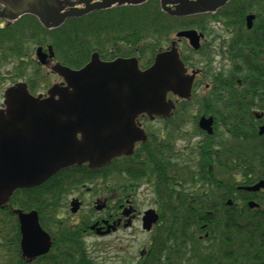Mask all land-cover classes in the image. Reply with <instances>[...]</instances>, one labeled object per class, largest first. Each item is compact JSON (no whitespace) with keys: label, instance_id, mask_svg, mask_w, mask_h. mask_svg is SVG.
Segmentation results:
<instances>
[{"label":"flooded vegetation","instance_id":"obj_1","mask_svg":"<svg viewBox=\"0 0 264 264\" xmlns=\"http://www.w3.org/2000/svg\"><path fill=\"white\" fill-rule=\"evenodd\" d=\"M73 1L76 2L75 5L77 7L83 5L78 3L80 0ZM234 5L236 10L242 8L243 19L239 20L237 24L234 21L226 20L221 14L217 13L218 21L210 20L203 27L198 28L200 32L204 33L200 48L195 50L191 48V45L188 44L189 42L186 39L184 40V37L179 38L178 45L180 46L181 54L186 58L185 63L190 72H196L192 97L187 100L188 103L185 108L187 109V116L190 117V125L193 124L196 118L197 126H199L201 117L213 116L214 121L212 124L214 132L215 128L222 129L223 132L219 136L223 140L225 139L224 132L226 131L227 124L229 126L233 125L237 129L236 133H233V150L235 156L233 163L228 165V168H233L234 172H239L240 175L248 173L247 175L255 179L253 182L255 184L264 179V80L254 78L252 81L254 88L248 90L242 87L243 80L239 76L241 73L245 75L247 72V67L245 66L246 57H249L250 66L254 70L257 69L258 65L264 64V24H257L259 20L263 21V17L261 16L263 9H258V7H262L261 5H264V2L258 3L257 0H239L238 2H234ZM171 6L173 8L174 4ZM219 10L221 9H218L216 12ZM216 12H210L213 14L211 15L212 18L217 16L215 14ZM2 16V6L0 5V22L4 26L9 25L8 20ZM249 16H253L250 27L247 24ZM212 21L216 24L211 25L210 23ZM216 29H220L222 33L218 36L219 47H214L211 43L207 42L211 33ZM174 37L173 40L176 39V33ZM216 51L229 64L227 68H223L222 66L217 71ZM139 62L141 67L145 68L148 66L147 64H149L150 60L139 57ZM27 64V69L32 70V65L30 63ZM231 68H234L236 71V83L235 85L227 86L223 80L224 71ZM258 71L263 72V68H258ZM43 75L46 77L43 78L37 91L38 93H45L50 86L48 83L49 70L46 74L43 73ZM216 78L221 79V84L218 88L215 85ZM61 80L60 78L58 81ZM201 87L204 88L203 95L198 94V90ZM232 91L234 94V104H225L226 95ZM196 105L200 107L199 111H194ZM212 111L213 114H211ZM231 111L232 114L229 113ZM175 112L174 110L171 117L174 116ZM171 117L165 119L156 117L153 120L147 115H141L138 118V122L147 132V141L149 138H152L151 135L153 134L154 146L159 153L162 150L161 142L163 137L161 133H163V129L152 133L148 125L158 120L163 121V125H166V121ZM200 132L205 134L201 129ZM185 133L188 135L189 132L186 130ZM208 136L211 135L209 134ZM146 142L137 143L132 154L120 157L124 159V167L127 170H136L134 167L136 165L144 170L145 163L143 156L146 155L148 159L151 150V144L147 146L142 145ZM257 143H260L261 150L257 148ZM177 145L178 143H172L174 158L179 157V154L183 155L185 153L183 151L185 150H189L187 153L194 150V148L187 146L178 150ZM114 159L110 164L114 162ZM248 160L251 162L249 167L246 164ZM156 161L159 163L156 164V167H158L160 165L159 156L156 157ZM80 167L82 169L89 168L86 164ZM73 171L64 173L63 193L61 194L65 195V197L71 194L72 197L66 203L62 201L57 204V211L49 209L47 206L44 211L47 214L46 219L44 218L45 216H42L44 214L43 211H39L40 223L43 224L44 229L51 237L50 249L45 254L38 255L32 259L24 255L22 249L23 235L16 213L18 209H21L23 212H29L34 209L32 208L34 187L17 189L12 194L8 203L0 207V264H94V259L88 253V249L83 250L80 247L82 237L84 239L89 237L107 239L113 235L133 229L137 224L150 236L144 244L145 248L140 250L139 258L133 264H193V260L197 264H210V261L213 264H224L225 257L235 253V249L226 248V245L233 246L231 242H226V239L222 235L210 234L208 232L210 222L227 221V218L196 217V219H193L191 216L178 217V208L187 205V203L176 200L162 201L159 194H157L161 184L157 179V175L156 179L149 176L131 181L134 186L140 180H144L139 184L140 186L148 183L154 184L153 188L156 191L154 204L147 208H140L137 204L138 202L133 197L134 193H127V191L134 187L127 185L131 180L129 176L126 177V183L122 186L105 184L102 187L101 180L103 176L98 178L97 175H93L90 172V175H93V177L85 181V184L81 187L67 183V177ZM246 182L243 184L247 185ZM175 184L177 186L180 183L175 182ZM45 186V184H41L37 188H45L46 192L42 194V198L47 203V189L49 187ZM83 186L87 187L86 191L82 192L84 196L87 198H91V194L94 196V198L92 196L93 199L89 203L85 198L81 196L74 197V194H72L76 190L84 188ZM241 186V184L236 186L240 190V195L243 198L240 202L238 201L239 208L247 204L250 199L262 205L261 203L264 202V188L253 193L245 189H239ZM99 195H102L103 198ZM75 199H77L76 203L78 206L77 210L73 211L71 203ZM46 203L43 204L45 205ZM91 204L93 207L91 211H85L88 205L90 206ZM60 207H63V212L59 211ZM147 210H152V215H159V218L151 223L150 229L144 225L145 222H148L152 218L147 215ZM67 213L69 216L66 215ZM167 214L170 216H167ZM241 218L237 217L228 220H236L240 223ZM45 220H48L49 225L45 223ZM165 221H172L174 224L173 226H169L164 223ZM178 221L187 224L196 221L195 223L199 222L200 225L199 227H186L187 229L183 230L188 231L180 234L175 232L166 234L170 227L173 230L180 228L176 225ZM54 230H57V232H54ZM194 230L196 232V238H194L195 232H192ZM234 245L236 246V244ZM239 245L242 244L238 243L237 246Z\"/></svg>","mask_w":264,"mask_h":264},{"label":"water","instance_id":"obj_2","mask_svg":"<svg viewBox=\"0 0 264 264\" xmlns=\"http://www.w3.org/2000/svg\"><path fill=\"white\" fill-rule=\"evenodd\" d=\"M80 0L84 8L74 7L70 0H0L3 16L15 20L33 14L48 27L60 26L67 17L81 16L94 9L114 4H141L146 0ZM229 0H161L162 7L172 15H190L214 11ZM175 4L173 9L169 4ZM66 6H70L65 10ZM253 16L248 17V26ZM178 37L189 39L199 48L202 33L195 29L181 30ZM38 47L36 54L42 64L54 57ZM51 70L63 78L53 84L46 95L30 93L25 82H18L5 91L4 107L0 108V206L21 187L41 184L56 172L88 162L101 167L116 156L130 153L136 142L145 141L146 133L137 123L141 114L168 117L175 103L173 93L190 98L195 74H189L180 58L177 41L157 53L154 63L142 70L137 58L119 57L104 61L98 52L80 69L56 62ZM195 73V72H194ZM213 118L202 117L200 125L212 133ZM264 180L246 189L257 191ZM73 211L77 204L73 202ZM253 206L254 203L250 202ZM21 223L22 249L30 259L46 253L51 238L39 224L37 211H16ZM145 222L150 228L158 219Z\"/></svg>","mask_w":264,"mask_h":264},{"label":"trees","instance_id":"obj_3","mask_svg":"<svg viewBox=\"0 0 264 264\" xmlns=\"http://www.w3.org/2000/svg\"><path fill=\"white\" fill-rule=\"evenodd\" d=\"M238 1L232 0L219 11V14L226 20L238 24V21L243 19L242 8L235 9L234 2ZM257 2L262 3L264 0H257ZM261 6L258 9H263L261 14L263 21L259 20L257 24H264V5ZM208 19V14L181 18L170 16L161 10L159 0H149L137 6H116L93 11L80 17H71L63 25L54 29L44 28L35 16L24 15L13 24L5 27L0 26V69L12 60H17L20 63L31 58L36 45L46 44L53 46L57 60L74 68H79L87 63L94 50H98L101 56L107 59L138 55L143 59L150 60L160 48L169 42L176 30L192 26L201 28ZM249 61V57H246L247 72L245 75L242 73L240 75L243 80L242 87L248 90L254 88L252 83L254 78L264 80V64L258 65L254 70ZM258 68H263V72H259ZM235 75L236 71L233 68L223 76L227 86L235 85ZM220 84L221 79L216 78V88ZM187 103L184 101L180 104L181 108L177 109L175 117L172 118L174 123L167 127L166 132L162 133L160 153L156 151L152 140L148 142V144L151 143V150L148 159L146 155L143 156L144 170L141 168L127 170L123 168L122 161L116 160L104 169H108L105 176L107 178L113 173V181L122 185L121 180L127 176L131 179H139L148 175V172L152 176L157 175L158 181L161 182L158 194L162 201L176 200L187 203V205L178 208V217L227 218V221H212L209 224L211 234L222 235L226 242H231L235 249L234 254L225 257L224 264H233V262L264 264V208L251 210L246 206L239 208L237 204H234L230 207L225 203L229 198L237 195L238 180L243 183L248 181L247 184L255 180L247 175L248 173L239 178L232 168H228V165L233 163L235 156L234 143L227 139L219 143L213 141V137H209L200 146L192 161L180 162L178 157L174 158L172 143L175 144V140L184 137L183 124L188 120L184 115ZM225 104H234L233 91L226 95ZM229 113L232 114V111ZM227 129L232 134L237 131L233 125L227 124ZM157 156L160 157L158 167H156V164H159L156 161ZM246 164L249 167L250 160ZM111 168L112 172L109 173ZM63 176V171L58 172L45 183V187H49L47 203L42 198V194L46 192L45 188L34 189L32 202L34 208L43 211V213L47 206L49 209L57 211L56 205L63 190ZM92 176L89 175V178ZM87 178L86 171L81 169L73 172L71 176L69 173L67 183L69 185L81 184ZM175 182H180L179 185H190L186 189H174L173 183ZM183 190H187V192ZM167 216L170 215L167 214ZM237 217L251 218V220H242L240 223L236 220H228ZM195 222L187 224L178 221L176 225L180 228L173 230L170 227L166 234L173 232L180 234L188 231L183 230L187 229L186 227H198L199 222ZM164 223L169 226L174 224L172 221ZM239 240H242L244 244L237 246ZM80 247L83 250L86 248L83 238ZM229 249H232V246ZM210 264L213 263L210 261Z\"/></svg>","mask_w":264,"mask_h":264},{"label":"rangeland","instance_id":"obj_4","mask_svg":"<svg viewBox=\"0 0 264 264\" xmlns=\"http://www.w3.org/2000/svg\"><path fill=\"white\" fill-rule=\"evenodd\" d=\"M210 24L215 25L216 23L212 21ZM220 34H222L220 29H216L215 31H213L211 33V36L208 38L207 42L211 43L212 46H214V47H216V46L219 47L218 36ZM183 46H184V44H183ZM217 50H218V48H217ZM215 56H217L216 57L217 71L222 66H223V68L228 67L227 65H229V64L226 63V61L222 58L221 55H219L217 53V51L215 53ZM33 58L35 59V56ZM36 66H37L36 64H33V69L32 70L27 69L25 74H27L29 76L34 74L36 71ZM48 70H49L48 68L43 67L41 69V72L46 74V72ZM19 73H21V69L14 68L12 66H7V65H4L3 68L0 70V105L3 102V92H4L5 88L8 85H10L12 82L25 79L24 77L19 78L18 77ZM25 77H26V79L28 78L27 76H25ZM58 80H59V78L53 74V75H51V79L48 83L51 85L53 82H56ZM38 90H39V88L36 89V91H38ZM203 90H204V88L201 87L198 90V94L203 95L204 94ZM199 110H200V107L196 105L194 108V111H199ZM163 124H164L163 121L158 120V121L149 123L148 128H150L152 132H154V131L158 132L159 130L161 131L162 129H165V125H163ZM186 129L189 133H188L187 137L184 138V140L178 141V145H177L178 150L184 148V146L185 147L187 146L189 148H194L195 145L198 144V141H202L205 138V136L202 134L200 136H196L193 134L190 135V133L193 131L191 129L190 123L187 124ZM222 131L223 130L220 128L217 129L218 137L222 133ZM225 139H227V137H225ZM233 147H234V144H233ZM257 148L259 150H261L260 143H257ZM188 151L189 150H187V151L185 150L183 152H185L188 155L189 154V153H187ZM178 158L181 162H186L188 157L186 155L179 154ZM188 159H191V157ZM142 181H144V180L138 181L135 184V186L130 181L127 185L128 186H134V187H132L129 191H127V193H130V194L134 193L133 197L138 202L137 204L139 205V207L140 208H147V207L152 206L154 204V199L156 197V191L153 188L154 184H151V183L140 186L139 184H141ZM101 182H102V187H103L105 184V183L103 184V179L101 180ZM107 182H109V181H107ZM116 182H118V181L116 180ZM121 182H122V180H121ZM188 186L189 185H183L181 188H180V186H177V187L174 186V189H177V188L186 189V188H188ZM86 188L87 187L78 189L72 194H74L73 195L74 197H80L81 196V197L85 198V200L89 203L92 201L94 196L92 194H91V198H87L86 196H84V194L82 192L86 191ZM132 189H134V190H132ZM183 191L187 192V190H183ZM109 192H111V191H109ZM92 196H93V198H92ZM99 196L101 198H103L102 195H99ZM71 197H72L71 194L67 197H65V195H61V197H59L58 201H59V203L62 201L66 203ZM173 201H175V200H173ZM92 208H93L92 204L90 206L88 205V208H86L85 211L88 210V212H89V211H91ZM59 211L63 212V207H60ZM46 215L47 214L44 213L45 219H46ZM66 215L69 216L68 213ZM80 216H82V215H80ZM45 223H47L49 225L48 220H45ZM149 236L150 235L146 234L145 231H143V229L141 228V226L139 224H137L133 229L126 230V231L119 233L117 235H113L107 239H103V238H99V237H89V238L85 239V243H86L87 249L89 251L88 253L94 259V262H95L94 264H133L139 258L140 250L142 248H145L144 244H145L146 240L149 239ZM239 243L242 244L243 241L239 240ZM193 264H197V262L195 260H193Z\"/></svg>","mask_w":264,"mask_h":264}]
</instances>
